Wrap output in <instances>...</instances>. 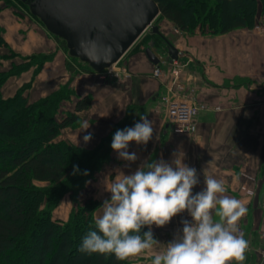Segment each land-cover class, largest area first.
I'll list each match as a JSON object with an SVG mask.
<instances>
[{
	"label": "crops",
	"instance_id": "crops-1",
	"mask_svg": "<svg viewBox=\"0 0 264 264\" xmlns=\"http://www.w3.org/2000/svg\"><path fill=\"white\" fill-rule=\"evenodd\" d=\"M0 28L7 41V46L0 50V69L8 71L22 66L2 83L4 98L21 90L29 102H35L66 86L73 94L59 108L58 116L62 117L74 110L79 97L91 96V105L78 113L79 121L62 128L54 141H66L103 154L101 167L85 187L98 203L93 210L94 218L102 214L104 200H110L106 186L118 172L131 175L153 160L172 164L180 154L186 165L197 170L200 182L193 188L194 195L205 188L204 176H212L222 181L225 195L246 205L248 212L238 224L249 242L244 264H264V36L246 34L239 38L237 49L232 42L202 35H189L183 45L175 42L192 59L182 70L181 80L195 89L199 100L211 105L199 113L193 133L176 134L160 99L164 90L161 81L153 75L156 63L145 53V48L151 45L166 54L154 40L135 51L131 46L114 73H74L68 69L67 54L57 39L32 16L17 14L13 7L2 4ZM243 30L245 27H238L231 32ZM164 33L168 35L167 31ZM42 55L49 58L39 65L37 60ZM215 105L220 109H214ZM142 115L153 122V138L147 145L130 143L128 151L138 157L135 162L120 159L111 147L114 134L142 122ZM84 122L91 125L86 131H82ZM88 134L92 139L86 143L83 138ZM74 207L75 200L68 192L53 209L52 217L67 221ZM185 219L192 221L187 211L164 227L153 225L151 229L160 243L127 261L152 264V258L163 252L178 233L182 234Z\"/></svg>",
	"mask_w": 264,
	"mask_h": 264
},
{
	"label": "trees",
	"instance_id": "trees-1",
	"mask_svg": "<svg viewBox=\"0 0 264 264\" xmlns=\"http://www.w3.org/2000/svg\"><path fill=\"white\" fill-rule=\"evenodd\" d=\"M156 1L161 9L159 15L183 31L194 26L200 5L209 6L205 18L215 23L219 33L254 27L259 11L258 0ZM54 37L67 50L65 42ZM162 44L166 51L164 40ZM6 46L0 28V50ZM1 57L0 53V62ZM46 59L42 55L37 62L40 65ZM67 67L74 73L92 71L69 54ZM21 69L22 66L8 71L0 69V264H131L117 260L114 255H88L79 251L86 231L97 230L93 210L98 203L93 198L76 205L67 221L51 216V209L63 194L83 188L103 163L104 156L98 150L88 151L66 141H54L62 128L79 121L78 113L91 105V96L79 97L74 110L62 117L58 116L59 108L73 94L66 86L35 102L27 101L21 90L4 98L2 83L9 74ZM36 182L49 183L50 192ZM49 199L54 203L46 207ZM148 230L145 226L141 231ZM153 234L155 239L154 231Z\"/></svg>",
	"mask_w": 264,
	"mask_h": 264
},
{
	"label": "clouds",
	"instance_id": "clouds-1",
	"mask_svg": "<svg viewBox=\"0 0 264 264\" xmlns=\"http://www.w3.org/2000/svg\"><path fill=\"white\" fill-rule=\"evenodd\" d=\"M140 120L115 132L111 147L120 159L135 162L138 157L128 151L130 143L147 145L152 140L153 122L146 115ZM90 126L84 122L82 131ZM83 139L87 143L92 135ZM199 182L197 170L186 165L180 154L172 164L153 160L131 175L118 172L106 186L111 198L104 200L102 214L94 220L97 230L87 232L79 251L114 255L119 261L137 257L160 243L154 239L153 225L164 227L187 211L192 221H182V234L157 253L152 264H244L249 242L238 224L248 212L246 205L225 195L222 181L212 176H204L205 188L194 195ZM145 226L149 230L142 233Z\"/></svg>",
	"mask_w": 264,
	"mask_h": 264
},
{
	"label": "water",
	"instance_id": "water-1",
	"mask_svg": "<svg viewBox=\"0 0 264 264\" xmlns=\"http://www.w3.org/2000/svg\"><path fill=\"white\" fill-rule=\"evenodd\" d=\"M49 33L63 40L68 54L94 72L118 62L147 28L161 36L166 54L155 46L145 53L154 63L185 56L154 24L160 14L156 0H21Z\"/></svg>",
	"mask_w": 264,
	"mask_h": 264
},
{
	"label": "rangeland",
	"instance_id": "rangeland-1",
	"mask_svg": "<svg viewBox=\"0 0 264 264\" xmlns=\"http://www.w3.org/2000/svg\"><path fill=\"white\" fill-rule=\"evenodd\" d=\"M2 4H5L7 6H10V7H13L14 10L17 12V14H20V15H26V16H32L34 19H36V21H39V23L43 24L38 17H36L35 15L31 14L30 11H29V8L26 4H24L22 1L20 0H3L0 5ZM212 3L210 2L209 5H211ZM258 6H259V11H258V14H257V21H256V24L259 23L260 26H254V27H251V28H245V30L243 31H240V32H234V31H230L228 32L227 34L225 35H222V33H219L218 32V29H217V26L215 25V23L213 21H210L209 19H206L205 18V15L206 13L209 11V6H203V5H200V8H199V12H198V18L195 20L194 22V26L192 27V29L190 31H183L181 29H175V24L173 21L163 17V16H160L158 15L155 20H154V24L158 25L159 28H160V31L162 33H164V31H167L168 35H165L173 44H175V42H179L180 44H184L186 43V40L188 41V36L189 35H202V36H205V37H209V38H216L217 40L219 41H227V42H232L231 44L234 45V47H236L237 49V45L238 43L240 42L239 38L242 37V36H245L246 34H249V33H254L255 35H261V36H264V0H258ZM44 25V24H43ZM247 30V32H246ZM243 32V34H242ZM165 34V33H164ZM156 39L157 42H158V46L159 48L163 49L165 48V46L162 44L163 43V39L156 33H153L151 31V28H147L143 34L137 39V41L132 45L133 48L131 49L132 51H135L137 49H139L141 46L143 45H146V43L149 41V40H154ZM59 46L66 52L67 54V58H68V53H67V50L64 48V46L58 42ZM234 50L233 53H234V56L236 53H238L237 50ZM234 56H233V59H234ZM47 59L49 58V55L48 56H45ZM236 57V56H235ZM232 58V57H231ZM74 61V60H73ZM123 61V59H121V61L119 62V64ZM249 66H245L244 65V68H248ZM79 68V67H78ZM78 71L76 70L75 73H77ZM73 91V90H72ZM28 101V100H27ZM166 108V107H165ZM196 130V129H195ZM193 130L192 133L195 131ZM36 185H39L41 187H45V188H49L51 187V185L47 182H36ZM86 187V184L83 188H81L80 190L78 191H68V192H71L72 194V197L73 199H77L78 196H79V193L81 192V197H80V200H77L75 202V207L77 205V207L79 206V203H83L85 202L87 199L89 198H92L90 197V189H85ZM88 191V192H87ZM47 192L49 193L50 192V189L47 190ZM66 192V193H68ZM64 193L63 196L66 194ZM62 196V197H63ZM61 197V198H62ZM54 199V198H53ZM53 199H49L48 203L46 202V207L52 205L54 203V200ZM61 200V199H60ZM59 200V201H60ZM59 203V202H58ZM49 204V205H48ZM48 205V206H47ZM57 205H55L52 209H51V216H53L52 214V211L53 209L56 207ZM74 209V208H73ZM72 209V211H73ZM72 213V212H71ZM71 213H70V216H71ZM41 214V213H40ZM39 214V215H40ZM38 215V216H39ZM69 216V218H70ZM43 217V216H41ZM68 218V219H69ZM54 219V218H53ZM34 222L33 219H30V222ZM61 221V220H60ZM40 224H43V220L41 219L40 220ZM35 225V224H34ZM33 225V226H34ZM80 227H82L80 225ZM87 229V228H85ZM88 232V231H86ZM77 240H79V237L77 235Z\"/></svg>",
	"mask_w": 264,
	"mask_h": 264
},
{
	"label": "built area",
	"instance_id": "built-area-1",
	"mask_svg": "<svg viewBox=\"0 0 264 264\" xmlns=\"http://www.w3.org/2000/svg\"><path fill=\"white\" fill-rule=\"evenodd\" d=\"M255 26H260V24L257 23ZM183 57L187 59L183 60L179 57L162 61L155 64L153 69V75L161 81L164 89L160 93V99L166 107L167 121L176 134L192 133L196 129V118L199 113L211 107L207 102L199 100L195 95V89L187 87L181 80L182 70L192 61L187 54ZM119 62L120 60L113 67L108 68L105 73H114L116 68L121 67ZM213 108L219 110L220 106L215 105ZM239 230L245 238L244 229L239 227Z\"/></svg>",
	"mask_w": 264,
	"mask_h": 264
},
{
	"label": "flooded vegetation",
	"instance_id": "flooded-vegetation-1",
	"mask_svg": "<svg viewBox=\"0 0 264 264\" xmlns=\"http://www.w3.org/2000/svg\"><path fill=\"white\" fill-rule=\"evenodd\" d=\"M154 43H157V44H158V42H157V40H156V39H154Z\"/></svg>",
	"mask_w": 264,
	"mask_h": 264
},
{
	"label": "bare ground",
	"instance_id": "bare-ground-1",
	"mask_svg": "<svg viewBox=\"0 0 264 264\" xmlns=\"http://www.w3.org/2000/svg\"><path fill=\"white\" fill-rule=\"evenodd\" d=\"M113 67V66H112Z\"/></svg>",
	"mask_w": 264,
	"mask_h": 264
}]
</instances>
